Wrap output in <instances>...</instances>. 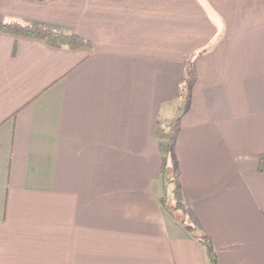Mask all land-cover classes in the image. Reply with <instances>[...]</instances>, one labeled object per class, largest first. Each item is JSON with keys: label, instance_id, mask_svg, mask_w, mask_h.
<instances>
[{"label": "crops", "instance_id": "obj_1", "mask_svg": "<svg viewBox=\"0 0 264 264\" xmlns=\"http://www.w3.org/2000/svg\"><path fill=\"white\" fill-rule=\"evenodd\" d=\"M0 20L89 43L0 32V264H210L200 236L264 264V0H0Z\"/></svg>", "mask_w": 264, "mask_h": 264}, {"label": "trees", "instance_id": "obj_2", "mask_svg": "<svg viewBox=\"0 0 264 264\" xmlns=\"http://www.w3.org/2000/svg\"><path fill=\"white\" fill-rule=\"evenodd\" d=\"M0 32L15 37L40 40L53 48L89 46L87 41L76 34L54 30L41 24H20L17 22H5L0 20ZM258 172L264 175V154H261L258 158ZM171 201L172 202L166 204L167 211L176 220L185 219L186 227L189 231L196 230L195 220L178 185L172 190ZM197 241L204 248L209 263L218 264L217 255L210 238L207 236H200Z\"/></svg>", "mask_w": 264, "mask_h": 264}, {"label": "rangeland", "instance_id": "obj_3", "mask_svg": "<svg viewBox=\"0 0 264 264\" xmlns=\"http://www.w3.org/2000/svg\"><path fill=\"white\" fill-rule=\"evenodd\" d=\"M165 141V140H164ZM166 180H167V177H166ZM170 198V196L167 197V200Z\"/></svg>", "mask_w": 264, "mask_h": 264}]
</instances>
